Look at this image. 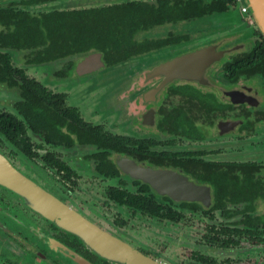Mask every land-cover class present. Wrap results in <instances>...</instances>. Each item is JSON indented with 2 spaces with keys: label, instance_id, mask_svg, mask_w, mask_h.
<instances>
[{
  "label": "flooded vegetation",
  "instance_id": "1",
  "mask_svg": "<svg viewBox=\"0 0 264 264\" xmlns=\"http://www.w3.org/2000/svg\"><path fill=\"white\" fill-rule=\"evenodd\" d=\"M45 1H0V8L19 7L36 14L159 0H70L67 8L42 11ZM201 1L212 4L216 0ZM225 1L229 4L225 11L164 21L139 31L134 41L124 44L130 47L129 55H106L92 47L83 55L28 64L27 50L0 46L13 67L5 71L0 66V154L27 179L104 231L79 204V193L88 190L81 181L84 177L91 179L90 186L98 184L104 189L103 205L108 210L117 209L114 223L120 227L134 220L167 225L199 222L204 226L198 229L193 245L195 264H212L211 259L241 264L232 255L238 253L242 241L256 245L264 241H253L243 234L238 247L225 249L209 244L205 237L212 235L210 224L214 222H251L264 231V150L259 148L264 143V69L258 65L248 69L246 63L250 53L264 46V35L261 29L244 23L252 20L249 8L243 11L245 0ZM215 14L224 23L202 44H194L190 30H178L185 22ZM3 30L0 23V33ZM167 46L176 50L171 52L174 56L146 69H133L121 82L109 104L114 108L111 114L115 122L93 121L104 108L95 103L98 89L90 88L92 76ZM13 51L25 52L23 65L14 63ZM184 57L188 60L153 73L158 66ZM84 60L89 66L81 71ZM207 61L214 63L200 73L198 66ZM58 62H63L62 68L47 69V79L32 75L33 70ZM79 85L85 88L75 91L76 101L72 102L71 90ZM40 89L50 94V99L46 98L47 120L38 118V104L43 100ZM100 134L108 139L126 136L127 145L114 148L100 144L101 138L107 140ZM122 157L139 169H147L146 179L124 172ZM189 185L203 190L202 198H182ZM48 239L63 243L93 264H122L98 255L80 236L30 207L0 183V264H72ZM256 263L264 261L248 264Z\"/></svg>",
  "mask_w": 264,
  "mask_h": 264
},
{
  "label": "trees",
  "instance_id": "2",
  "mask_svg": "<svg viewBox=\"0 0 264 264\" xmlns=\"http://www.w3.org/2000/svg\"><path fill=\"white\" fill-rule=\"evenodd\" d=\"M228 8L229 4L225 0H216L212 4H203L201 0H159L158 3L130 1L106 5L98 10H55L36 14L19 7H4L0 8V23L4 26L0 33V46L27 50L28 64H44L70 55H83L92 47L106 55L113 52L129 55L130 47L124 44H130L139 31L149 26L221 12ZM246 63L248 69H256L257 65L264 69V46L250 53ZM0 66L5 71L13 69L8 53L0 52ZM235 69H239V66ZM20 72L23 73L22 70ZM38 93L43 98L38 104V118L47 120L50 116L49 100L46 101V98L50 99V94L41 89ZM100 135L106 138L105 134ZM106 139L104 141L101 138L100 144L114 148L118 144L126 147L128 142L126 136H110ZM223 209L226 210V205ZM210 225L212 235L205 239L216 247L234 249L239 246L243 234H247L250 240L264 241V231L261 232L256 223L214 222ZM210 263L230 264L226 261L220 263L216 259H211Z\"/></svg>",
  "mask_w": 264,
  "mask_h": 264
},
{
  "label": "rangeland",
  "instance_id": "3",
  "mask_svg": "<svg viewBox=\"0 0 264 264\" xmlns=\"http://www.w3.org/2000/svg\"><path fill=\"white\" fill-rule=\"evenodd\" d=\"M3 1H14V0H0ZM47 0L41 4L43 10H54L64 9L68 7L70 0ZM122 1V0H119ZM73 2V1H71ZM116 3V2H115ZM251 22H244L246 25L252 24L251 26L259 31V26L254 21L251 15ZM224 23V19L220 15L206 16L198 19H194L190 22H185L179 31H191L193 32L195 42L194 44H202L207 41V38L214 34L218 30V26ZM183 48V46L181 47ZM180 48V49H181ZM171 47L156 49L152 53L145 54L132 63H125L122 66L112 68H106L102 73L93 75V84L90 86L92 90L98 89L96 93L95 103H99L102 108L108 113V117L104 110L98 113V116L93 121L104 122V124L111 125L114 123V117L111 114L113 107L109 104L114 101V95L117 92V88L121 86V82L124 81L128 73L133 69L144 68L161 63L168 60L171 53ZM12 57L14 63L17 65H23L24 62V51H13ZM63 62H58L51 65L49 68L35 69L32 75H36L41 79H47L48 71L58 70L62 68ZM32 70V69H31ZM52 82V81H51ZM56 86L57 84H54ZM85 85H79L76 89L71 90V100L75 102V91L77 89H84ZM128 86V85H127ZM126 86V87H127ZM97 113V112H95ZM109 118V119H108ZM109 120V121H108ZM260 152L264 150V143L259 145ZM90 178L84 177L81 181L83 186L88 188L87 191H81L78 198L79 204H82V208L88 209L87 214L91 216L97 223L106 229L108 232H113L122 237L125 241L131 242L133 246L147 251L151 256L156 257L158 260L167 264H195L193 259V252L197 237L199 236L198 229H201L204 224L199 222H184L178 225L157 223L153 221H141L134 220L129 222L123 227H120L114 220L117 216V209H107L103 204V191L98 184L89 185ZM86 202V203H85ZM264 210V205L262 206ZM93 210V213L90 211ZM119 227V228H118ZM237 263H252V262H263L264 261V244L256 245L249 240H243L238 248V253L232 255ZM225 258L224 256H222Z\"/></svg>",
  "mask_w": 264,
  "mask_h": 264
},
{
  "label": "water",
  "instance_id": "4",
  "mask_svg": "<svg viewBox=\"0 0 264 264\" xmlns=\"http://www.w3.org/2000/svg\"><path fill=\"white\" fill-rule=\"evenodd\" d=\"M245 3L248 6L254 21L264 35V0H245ZM186 59L188 60V57L180 58L165 65H160L157 69L153 70V73H160L168 67L177 66L186 61ZM207 62L198 66L200 73L209 69V63H214V61ZM86 66L87 60H84L80 66V70H85ZM120 166L124 172L133 176L134 174H137L140 178L144 180L146 179L147 169H139L135 167L133 163L124 157L120 158ZM184 182L186 183V181ZM0 183L18 194V196L30 207L38 210L59 226H62L80 236L91 250L96 251L98 255L104 258L112 259L122 264H164L158 260L143 255L138 250L117 239L109 232L104 231L99 226L85 220L73 208L67 206L55 196L27 179L1 154ZM189 187L190 188L184 190V193L181 196L182 198H202L203 190L197 189V187L192 185H189ZM49 242L63 258L67 259L72 264H93L63 243L54 239H50Z\"/></svg>",
  "mask_w": 264,
  "mask_h": 264
},
{
  "label": "built area",
  "instance_id": "5",
  "mask_svg": "<svg viewBox=\"0 0 264 264\" xmlns=\"http://www.w3.org/2000/svg\"><path fill=\"white\" fill-rule=\"evenodd\" d=\"M248 10V6L247 5H244L243 6V11H247Z\"/></svg>",
  "mask_w": 264,
  "mask_h": 264
},
{
  "label": "bare ground",
  "instance_id": "6",
  "mask_svg": "<svg viewBox=\"0 0 264 264\" xmlns=\"http://www.w3.org/2000/svg\"><path fill=\"white\" fill-rule=\"evenodd\" d=\"M88 66H89V62H88V64H87V66H86V69H87Z\"/></svg>",
  "mask_w": 264,
  "mask_h": 264
}]
</instances>
